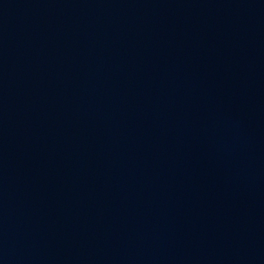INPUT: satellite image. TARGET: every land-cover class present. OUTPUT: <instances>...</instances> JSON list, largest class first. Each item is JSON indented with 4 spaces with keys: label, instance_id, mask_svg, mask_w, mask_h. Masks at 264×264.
I'll return each instance as SVG.
<instances>
[{
    "label": "water",
    "instance_id": "95a60500",
    "mask_svg": "<svg viewBox=\"0 0 264 264\" xmlns=\"http://www.w3.org/2000/svg\"><path fill=\"white\" fill-rule=\"evenodd\" d=\"M0 264H264V0H0Z\"/></svg>",
    "mask_w": 264,
    "mask_h": 264
}]
</instances>
